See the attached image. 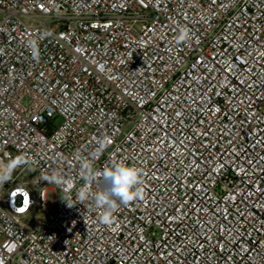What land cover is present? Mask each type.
<instances>
[{"label": "built area", "instance_id": "obj_1", "mask_svg": "<svg viewBox=\"0 0 264 264\" xmlns=\"http://www.w3.org/2000/svg\"><path fill=\"white\" fill-rule=\"evenodd\" d=\"M0 16V264H264V0ZM117 164L143 198L107 213L88 170Z\"/></svg>", "mask_w": 264, "mask_h": 264}, {"label": "clouds", "instance_id": "obj_2", "mask_svg": "<svg viewBox=\"0 0 264 264\" xmlns=\"http://www.w3.org/2000/svg\"><path fill=\"white\" fill-rule=\"evenodd\" d=\"M181 38H184L182 33ZM141 171L127 164H117L105 168L102 173L88 170L87 179L90 183L97 181L100 177L99 191L94 197L96 207L105 209L110 213L119 204H128L136 199H142V188L139 187L143 181ZM103 222H110V215L102 217Z\"/></svg>", "mask_w": 264, "mask_h": 264}, {"label": "rangeland", "instance_id": "obj_3", "mask_svg": "<svg viewBox=\"0 0 264 264\" xmlns=\"http://www.w3.org/2000/svg\"><path fill=\"white\" fill-rule=\"evenodd\" d=\"M1 19V16H0ZM38 179L41 180L43 182H45V178L40 176L37 172H35L33 169L28 168L25 173H23L20 177L19 180H28V179ZM63 197V194L60 191L54 190L52 185L48 186V191H47V201L48 202H54L57 203L58 201H60ZM44 213L41 211V209H38L37 213H31L27 220L28 222H30L31 224L36 223L37 221L41 220L44 215Z\"/></svg>", "mask_w": 264, "mask_h": 264}]
</instances>
